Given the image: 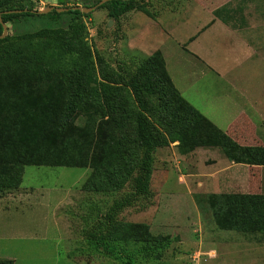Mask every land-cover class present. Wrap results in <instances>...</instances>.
<instances>
[{
  "label": "trees",
  "instance_id": "trees-1",
  "mask_svg": "<svg viewBox=\"0 0 264 264\" xmlns=\"http://www.w3.org/2000/svg\"><path fill=\"white\" fill-rule=\"evenodd\" d=\"M67 1L71 4L63 7L101 0ZM98 8L118 20L138 6L135 0H108ZM37 11L32 0H0V18L13 29L0 38V192L20 186L25 166L91 167L82 190L127 189L87 231L89 242L104 248L156 243L160 239L147 224L118 217L151 193L156 149L177 142L185 155L217 147L233 162L264 165V146L239 145L179 93L160 52L123 81L99 76L95 65L102 59L95 61L85 40L83 17L90 13ZM214 15L220 18L217 11ZM194 200L211 212L219 230L264 234V193L195 194Z\"/></svg>",
  "mask_w": 264,
  "mask_h": 264
},
{
  "label": "rangeland",
  "instance_id": "rangeland-1",
  "mask_svg": "<svg viewBox=\"0 0 264 264\" xmlns=\"http://www.w3.org/2000/svg\"><path fill=\"white\" fill-rule=\"evenodd\" d=\"M32 1L36 8L40 0ZM243 1L135 0L138 8L124 13L118 20L110 18L105 8L97 7L88 12L89 16L83 17L85 40L94 53L95 61L102 59L101 64L95 65L96 74L123 81L135 73L143 60L155 51L160 52L165 63L163 50L142 48L138 42L131 44V40L138 39V29L145 28L148 22L157 24L158 32L169 35V30L177 25L179 19L184 21L178 15L183 10H186L184 15L187 17L199 7L206 17H211L217 11L228 26L263 22L264 17L259 16V13L264 11V0H249L245 7ZM55 4L63 7L71 3L67 0L58 3L56 0ZM46 5L49 4L46 2ZM134 15L143 18L141 24L132 23ZM202 20L205 22L207 18ZM7 26V34H12L10 24ZM182 27L184 30L191 25L188 21ZM213 37L221 40L224 34H214ZM169 68L183 96L196 108H210L212 82L215 88H225L222 80L218 81L208 67L189 54L184 53L179 64L175 66L170 63ZM197 89L201 90L199 99H195ZM176 144L170 142L156 149L150 179L151 193L136 199L133 205L125 208L118 216L125 222L147 224L150 233L160 241L143 244L110 242L107 248L90 243L86 237L87 231L97 223L113 197L127 188L116 193L85 191L81 189V184L90 174L91 167L29 165L25 166L22 182L16 190L0 192V207L5 205L8 209L12 198L16 199L22 194L28 201L23 200L25 204L20 205V209L11 208L10 211L14 213L20 210L16 212L20 216L37 217L39 220L23 227L19 237L0 230V259H11L13 264H195L192 255L201 251L198 264H220V253L225 247H232L238 248L239 252L232 251L228 255L221 253L222 262L226 260L225 264L258 259L259 264H264V234L246 235L219 230L211 212L200 210L194 200L195 194L223 193L214 192L208 186L212 179L210 169L214 162V152L206 150L209 148L223 157L220 149L200 147L194 156L190 154L181 157ZM223 165L225 167L228 162L225 160ZM260 169L263 172L264 190V166ZM34 195L37 196L36 201H32ZM52 205L56 210H47ZM46 210L50 211L49 216H56V225L46 227L41 224L49 222L45 220L49 216L44 217ZM0 227L5 226L0 222Z\"/></svg>",
  "mask_w": 264,
  "mask_h": 264
},
{
  "label": "crops",
  "instance_id": "crops-1",
  "mask_svg": "<svg viewBox=\"0 0 264 264\" xmlns=\"http://www.w3.org/2000/svg\"><path fill=\"white\" fill-rule=\"evenodd\" d=\"M248 1H243L244 7L248 5ZM199 5L202 7V4ZM185 11L183 10L182 14L178 13V15L180 14L179 18L184 21H180V19L177 21V18V25L169 30V35L162 31L158 32L157 24L148 22L145 28L138 29V39L131 40V44L138 42L139 47L164 51L166 70L182 96L181 89L170 72L169 64L177 66L186 53L208 67V70L216 75L218 81L222 80L225 88H215L212 82L209 95L210 108L202 110L194 107L239 145L264 146V24H262L264 21L257 22L258 24L228 26L214 14H211V17L203 16V10L200 7L195 8L189 17L184 15ZM259 16L264 17V11H260ZM193 18L194 20H192ZM202 18H207V21L204 22ZM142 20V17L134 15L132 23L141 24ZM188 21L191 27L182 30V26ZM220 33L224 34V38L221 40L213 37L214 34ZM195 92V99H199L201 90L197 89ZM198 149L200 147L188 154L179 155L181 157L190 154L194 156ZM208 149L207 152H214L212 158L214 162L210 169L212 179L208 185L214 192H225L228 188L234 191L227 193H264L263 172L260 169L264 165L236 163L225 157L222 152L223 157L220 153ZM225 160L228 165L224 167ZM32 197V201L37 200L36 195ZM12 200L8 209L5 205L0 207V222L2 226H5L0 227V230L16 234L15 236L19 237L23 227L33 225L39 218L20 216L16 213L20 210H15V214L12 213L10 210L20 209V205L25 204L23 200L28 201V198L20 194ZM54 207L52 205L47 210L54 211L56 210ZM42 212L45 211L42 210ZM48 212L44 217L49 216ZM55 218V215L54 217L49 216L45 219L49 222L44 224L41 222V224L46 227H50V224L54 226L53 224L56 225ZM17 233L19 234L17 235ZM232 251L237 253L239 249L225 247L221 253L225 252L223 255H228ZM221 253L218 263L225 264L226 260L222 262ZM259 256L261 257V254ZM230 264L235 263L230 262ZM240 264H259V259Z\"/></svg>",
  "mask_w": 264,
  "mask_h": 264
},
{
  "label": "water",
  "instance_id": "water-1",
  "mask_svg": "<svg viewBox=\"0 0 264 264\" xmlns=\"http://www.w3.org/2000/svg\"><path fill=\"white\" fill-rule=\"evenodd\" d=\"M106 1H108V0H101L97 5H93V6H89V7H83V6H80V5H76V6H72L71 8H69V7L57 6L55 4L56 0H47V3L49 5H46V7L44 9L38 10L37 12L46 13V12H49L51 10H56L58 12H61V11H65V10H68V9H73V10H79V11H81L83 13H88V12H91V11L95 10L99 5H101L102 3L106 2ZM6 12H11V11H6ZM0 23H1L2 28H3V31H2V34L0 35V38H3L5 35H7L8 26H7V23L2 22L1 18H0Z\"/></svg>",
  "mask_w": 264,
  "mask_h": 264
},
{
  "label": "built area",
  "instance_id": "built-area-1",
  "mask_svg": "<svg viewBox=\"0 0 264 264\" xmlns=\"http://www.w3.org/2000/svg\"><path fill=\"white\" fill-rule=\"evenodd\" d=\"M46 2L47 0H40L39 1V5L36 7L38 10H42L46 7ZM201 257V251H196L193 255H192V259L195 261V264L199 263V259Z\"/></svg>",
  "mask_w": 264,
  "mask_h": 264
}]
</instances>
